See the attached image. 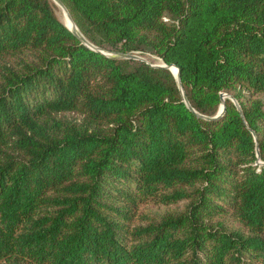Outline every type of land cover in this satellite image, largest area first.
<instances>
[{
  "label": "trees",
  "instance_id": "16d2710c",
  "mask_svg": "<svg viewBox=\"0 0 264 264\" xmlns=\"http://www.w3.org/2000/svg\"><path fill=\"white\" fill-rule=\"evenodd\" d=\"M62 2L188 104L51 0H0V264H264V0Z\"/></svg>",
  "mask_w": 264,
  "mask_h": 264
},
{
  "label": "water",
  "instance_id": "95a60500",
  "mask_svg": "<svg viewBox=\"0 0 264 264\" xmlns=\"http://www.w3.org/2000/svg\"><path fill=\"white\" fill-rule=\"evenodd\" d=\"M56 5H59L63 8H66L64 3L62 2V0H52ZM70 15V14H69ZM66 26V25H65ZM84 45H86L87 47L93 49V50H96V51H100L101 53H103L104 55H107V56H110V57H121V58H128V59H143L141 56H139L138 54L136 53H130V52H120V51H110V50H104V49H101L95 45H93L91 42H89L85 36H83V34L77 29V27L75 26L74 24V28H70L68 26H66ZM152 66H155V67H163V68H167L170 70L171 66L175 67L176 68V73H173V76L175 78V81L180 89V92L182 94V98H183V101L188 104L187 102V99H186V96L183 92V89H182V86H181V83H180V78H179V69L176 65L174 64H165V63H158V64H153ZM225 97H228L230 100H232L233 102H235V100L233 99V97L231 95H228V94H225L223 93L221 98H222V102H221V105H220V109H219V112L217 114L220 115L221 113H223L224 109H225V104L223 102V99ZM237 104V103H236ZM237 107H238V110L242 116V112L240 110V107L239 105L237 104ZM191 110H193L191 107H189ZM198 116H201L205 119H210V117L208 116H203V115H200L197 113ZM215 117V116H214ZM257 156H258V152H257Z\"/></svg>",
  "mask_w": 264,
  "mask_h": 264
},
{
  "label": "rangeland",
  "instance_id": "374dc122",
  "mask_svg": "<svg viewBox=\"0 0 264 264\" xmlns=\"http://www.w3.org/2000/svg\"><path fill=\"white\" fill-rule=\"evenodd\" d=\"M52 1V0H51ZM53 2V1H52ZM54 13L55 15L65 24V22L67 21V18L73 23L75 24V26L77 27L75 21L73 20L67 6L65 5L68 13L70 14V18L68 17V14H66L65 10H63V8H61L59 5H56L54 2ZM66 25V24H65ZM78 28V27H77ZM79 30V28H78ZM80 31V30H79ZM134 53L138 54L139 56H141L143 59H133V60H140V61H144L147 62L150 65L153 64H158L160 61L158 59L157 56L153 55L150 52H142V51H135ZM120 59H128V58H121V57H117ZM171 71V70H170ZM172 73V72H171ZM74 114H66V116H73ZM184 206V201H180L177 203H172V204H153V203H149L146 204L144 206H142V210L144 212H156V213H164L167 211H172V210H176V209H180Z\"/></svg>",
  "mask_w": 264,
  "mask_h": 264
},
{
  "label": "bare ground",
  "instance_id": "6f19581e",
  "mask_svg": "<svg viewBox=\"0 0 264 264\" xmlns=\"http://www.w3.org/2000/svg\"><path fill=\"white\" fill-rule=\"evenodd\" d=\"M61 8H63V7H61ZM63 10H65L66 14H68V17L70 18L67 9L66 8H63ZM65 24H66V26H68V27H70L72 29L74 28V24L68 18H67V21L65 22ZM170 70H171V72L176 73V68L175 67L171 66Z\"/></svg>",
  "mask_w": 264,
  "mask_h": 264
}]
</instances>
